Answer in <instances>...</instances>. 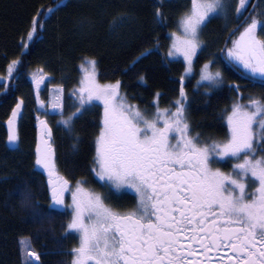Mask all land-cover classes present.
I'll return each instance as SVG.
<instances>
[{
  "label": "snow or ice",
  "instance_id": "snow-or-ice-1",
  "mask_svg": "<svg viewBox=\"0 0 264 264\" xmlns=\"http://www.w3.org/2000/svg\"><path fill=\"white\" fill-rule=\"evenodd\" d=\"M249 5L251 12L244 17L243 30L227 48L226 57L242 77L258 79L262 91L259 96L245 97L240 85H229L238 95L226 117L225 136L204 138L189 122L190 103L183 80L194 70V58L203 50L200 36L211 18L230 11L239 18ZM163 7L160 0L152 13L162 26L167 19ZM50 14L53 8L40 6L21 38V48L28 49L36 40L44 17ZM125 19L114 17L112 27H120ZM80 23L88 21L81 19ZM179 27V35L171 34L168 56H183L185 75L180 78L179 98L169 107L160 106L163 94L159 92L150 105L154 111L129 102L127 94L120 93V80L99 82L95 59L81 65L85 75L72 93L78 96L79 106L66 118L60 102L63 85L53 90L56 103L49 106L58 110V123L68 131L86 104L100 101L104 109L90 173L106 192L85 187L88 176L76 179L73 187L72 180L59 175L50 143L52 130L47 121H39L47 139L42 141L43 148L37 146L35 165L48 174L51 204L40 211L29 191L19 193L22 206L32 209L33 218L50 216L51 210H71L66 230L78 234L79 243L70 251V264H224L223 258L215 259L222 249L231 253L227 264H264V8L252 0H236L234 5L231 0H191ZM146 53L151 50L137 56L127 70ZM214 62L203 64L197 82H206L208 89L224 83L222 72L211 69ZM22 67L21 59H12L6 77L0 76V88L9 91L11 85L4 80L19 79ZM139 80L146 82L144 76ZM43 81V75L39 80L32 77L41 106L39 84ZM22 105L23 100L16 103L8 120L11 145L18 144L14 125ZM228 165L230 170L225 171L223 166ZM129 190L134 193L133 207L121 209L107 203L115 192ZM66 192L71 193V204L65 203ZM26 254L39 259L35 251Z\"/></svg>",
  "mask_w": 264,
  "mask_h": 264
},
{
  "label": "trees",
  "instance_id": "trees-1",
  "mask_svg": "<svg viewBox=\"0 0 264 264\" xmlns=\"http://www.w3.org/2000/svg\"><path fill=\"white\" fill-rule=\"evenodd\" d=\"M253 1V0H252ZM264 8V0H257ZM160 0H0V76L6 77L7 65L12 59L23 61L20 78L4 80L11 88H0V264H33L27 252L35 251L37 264H70V251L77 246V236L68 234L66 224L70 212L62 210L51 215L33 218L32 209L21 204V191H29L40 211L51 204L47 172L35 165L39 139H47L39 121L35 84L31 74L38 71L49 77L43 86L63 85L62 94L65 118L73 112L71 92L78 88L80 66L86 59L97 61V79L100 83L122 82L120 93L127 94L129 102L141 109L150 108L157 92L162 93L161 107H169L179 98L181 76L185 74L183 62L170 60L169 35L176 31L182 14L190 10L191 0H163L164 25L153 19V11ZM254 4V3H253ZM53 8L54 14L44 17L36 40L28 49L21 48V38L26 36L29 22L40 6ZM251 10L237 18L234 12L227 19L212 17L201 34L203 50L194 63L195 73L183 80L190 107L188 119L195 132L204 138L223 139L227 131L226 117L234 98L238 95L229 85H240L245 97L259 96V81L244 78L236 68L221 56L227 38L244 21ZM125 16L123 24L112 27L114 17ZM88 21L81 25L80 20ZM243 27V26H242ZM241 30L234 33L229 42ZM229 42L227 45H229ZM202 43V45H203ZM207 44V46L205 45ZM218 47V50H216ZM146 49L145 54L131 70L132 61ZM217 60L213 71L223 74L221 87L208 89L198 85L199 71L204 63ZM145 77L146 82L139 80ZM39 98L46 100L47 89ZM23 100L21 115L16 118L17 145L8 143V120L16 103ZM174 110V109H173ZM100 109L80 116L66 130L57 117L47 118L52 130L51 147L54 151L56 171L60 176L74 181L83 176L93 182L90 169L94 167L95 139L100 129ZM39 118V119H37ZM55 180V177H53ZM130 196V195H128ZM133 198L132 196H130ZM27 242V250L25 243Z\"/></svg>",
  "mask_w": 264,
  "mask_h": 264
},
{
  "label": "rangeland",
  "instance_id": "rangeland-1",
  "mask_svg": "<svg viewBox=\"0 0 264 264\" xmlns=\"http://www.w3.org/2000/svg\"><path fill=\"white\" fill-rule=\"evenodd\" d=\"M231 3L234 5L235 3H236V0H231ZM264 7V6H263ZM191 8V7H190ZM233 12L232 11H230L227 15H214L213 17H218V18H222V19H227L228 17H230L231 16V14H232ZM243 30V27L241 28V30L240 31H242ZM175 33H177V35H179L180 34V27H179V24H178V27H177V29H176V31H175ZM172 34V33H171ZM169 35V50L171 49V47H172V43H173V39H172V35ZM239 37V32L234 36V38L229 42V45H227V47H226V49H225V51H224V57H225V59H227V57H226V54H227V48H229V47H231L232 46V41L233 40H235V39H237ZM200 39H201V37H200ZM203 43V42H202ZM206 46H207V44H205ZM203 46H204V43H203V45H202V48H203ZM207 48H208V46H207ZM216 50H218V47H216ZM169 52V51H168ZM201 51H198V53H197V55L200 53ZM197 57V56H196ZM196 57L194 58V63H195V59H196ZM168 58L170 59V60H178V61H181V62H183V64H184V58H183V56L182 55H179V54H176V55H173V56H168ZM217 59L216 58H214V61H216ZM228 60V59H227ZM229 64H230V62L229 61H227ZM83 63H84V61H83ZM82 63V64H83ZM81 64V65H82ZM184 66H185V64H184ZM201 70V69H200ZM194 73H195V69L193 70V72L192 73H189V74H187L186 76H185V80L186 79H190L193 75H194ZM33 75H35L36 77H37V80H39V78L41 77V75H43V77H44V81L46 82V81H48V79H49V77L47 76V75H44V74H42V73H40V72H38V71H35V72H33L32 74H31V81H32V77H33ZM80 80L83 78V76L85 75V72H83L82 70H81V66H80ZM185 75V74H184ZM198 80H200V71H199V79ZM256 81H259L258 79L256 80ZM206 82H201L200 84H198V85H202V84H205ZM44 84L43 83H40L39 84V96L41 95V93H40V91H43L44 89H47V97H46V100L44 101V104H43V106H41L40 104H38L37 105V107H38V109H39V111L41 112L40 113V118L42 119V120H44V121H48L47 120V118H50V117H57L58 118V121L61 119V117H60V115H58L57 114V112H58V110L57 109H53V108H51L49 105L50 104H52V103H56V96H55V93H54V87H50V86H48V85H46V86H43ZM79 87V86H78ZM77 89V88H76ZM35 91H36V94H37V88H36V85H35ZM72 93H73V90H72V92H71V98H72V106H73V108H74V110H73V112L74 111H76V107L77 106H79V99H78V96H76V95H72ZM122 95V94H121ZM41 100V99H40ZM43 101V100H42ZM61 103H62V106H63V111H64V102H63V98H62V100L60 101ZM97 109V108H99L100 109V127L102 126V124H101V122H102V118H103V111H104V109H103V105L101 104V102L100 101H92L91 102V105H88V104H86L85 106H84V108L82 109V114H80L79 115V118H80V116H83V114H86L87 112H89V113H91L94 109ZM47 113V114H46ZM71 114V113H70ZM69 114V115H70ZM77 120V119H76ZM75 122V121H74ZM61 125V124H60ZM63 126V125H62ZM14 127H15V125H14ZM64 127V126H63ZM65 128V127H64ZM67 130V129H66ZM100 130V129H99ZM98 134H99V132H98ZM97 137V136H96ZM95 143V142H94ZM96 147V146H95ZM224 167V170L225 171H229L230 170V165H228V166H223ZM93 180H94V174H93ZM96 183V182H95ZM73 187H74V184H73ZM85 187H87V188H89V189H91V190H94V191H97V192H101V191H104V192H106L107 191V189H102L100 186H99V184L97 183V185L96 186H94V185H91V184H87V185H85ZM116 196H120V198H118V202H116V203H114V205H112L111 203H109L108 201H107V203L110 205V206H113V207H118V208H121V209H127V208H131V207H133V205H134V203H135V200H134V198H131L130 196H128V195H134L130 190L129 191H123V192H115L114 193ZM65 203L66 204H71V193H69V192H66L65 193ZM69 212L71 211L70 209H67ZM74 235H76L77 236V246H78V243H79V237H78V234H76V233H74ZM28 246H27V244H25V250H27L26 248H27ZM28 257V256H27ZM28 259H30V257H28ZM30 261H31V263H37V259H36V257H31V259H30Z\"/></svg>",
  "mask_w": 264,
  "mask_h": 264
},
{
  "label": "flooded vegetation",
  "instance_id": "flooded-vegetation-1",
  "mask_svg": "<svg viewBox=\"0 0 264 264\" xmlns=\"http://www.w3.org/2000/svg\"><path fill=\"white\" fill-rule=\"evenodd\" d=\"M255 0L252 1V4L254 3ZM258 2V1H257ZM134 194V193H133ZM134 198V195H131ZM118 198H120V196H116L115 194L111 195L109 197V199L107 200L109 203H111L112 205H114V203L118 202ZM214 255V254H212ZM231 255V253L229 251H227L226 249H222L219 256L215 257V259H220L223 258L224 260V264H227V257ZM200 259H203L202 257H200Z\"/></svg>",
  "mask_w": 264,
  "mask_h": 264
},
{
  "label": "water",
  "instance_id": "water-1",
  "mask_svg": "<svg viewBox=\"0 0 264 264\" xmlns=\"http://www.w3.org/2000/svg\"><path fill=\"white\" fill-rule=\"evenodd\" d=\"M256 1L257 0H255V2H254V4H256ZM250 12H251V10H250ZM249 12V13H250ZM249 13L247 14V16L249 15ZM243 24H244V21L240 24V26H238L235 30H234V32H232L231 34H230V36L227 38V40H226V42H225V44H224V47H223V51L221 52V56H223V52H224V50H225V48H226V46H227V44H228V42H229V40H230V38L233 36V34L236 32V31H238L237 29H239L241 26H243ZM41 140H42V138H40L39 139V146L41 147V148H43L44 147V145L41 143Z\"/></svg>",
  "mask_w": 264,
  "mask_h": 264
},
{
  "label": "bare ground",
  "instance_id": "bare-ground-1",
  "mask_svg": "<svg viewBox=\"0 0 264 264\" xmlns=\"http://www.w3.org/2000/svg\"><path fill=\"white\" fill-rule=\"evenodd\" d=\"M39 107V106H38Z\"/></svg>",
  "mask_w": 264,
  "mask_h": 264
}]
</instances>
